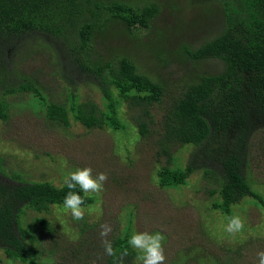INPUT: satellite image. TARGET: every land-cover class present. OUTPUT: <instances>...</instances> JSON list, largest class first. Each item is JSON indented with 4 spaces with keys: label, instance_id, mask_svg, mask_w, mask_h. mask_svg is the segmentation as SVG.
<instances>
[{
    "label": "trees",
    "instance_id": "obj_1",
    "mask_svg": "<svg viewBox=\"0 0 264 264\" xmlns=\"http://www.w3.org/2000/svg\"><path fill=\"white\" fill-rule=\"evenodd\" d=\"M193 6L205 7L207 15L218 11L223 16L222 26L204 43L186 42L180 33L184 23L179 20L174 30L170 25L159 26L164 10L179 13ZM118 28L125 31L118 33L138 36V45L148 49L159 42L161 48L157 46L155 54L159 65L190 64L189 74L173 85L167 77L153 79L142 73L121 52L104 55L98 48L104 41L111 45L107 51L119 49L112 45ZM171 36L175 42L170 51L166 48ZM41 48L56 56L63 90H53L38 71L27 69ZM209 61L221 62L223 69L208 71L204 66ZM79 78L96 88L100 102L80 94ZM19 95H31L49 122L64 127L73 121L90 131L116 133L133 125L127 132L133 138L129 144L147 140L152 127H158L154 131L161 143L158 155L168 159L156 174L161 189L189 185L190 177L201 172L211 184L208 193L215 199L213 209L227 222L242 208V199L251 197L264 209V197L253 190L249 178L252 138L264 128V0H183L169 8L161 0H0L2 121H8L13 109L10 97ZM169 98H173L171 103ZM155 104L166 105L158 119L161 127L151 115ZM125 108L129 109L126 113ZM129 113L134 124L126 119ZM178 147L193 148L185 167L169 151ZM261 148L264 152V143ZM126 155L131 160L130 150ZM68 191L65 184L27 181L16 172L9 173L0 155V246L9 261L30 264V246L41 241L38 229L52 235L56 231L43 215L52 207L65 210L63 199ZM71 191L84 196L78 187ZM96 196L88 195L82 207L95 204ZM30 211L37 215L33 224L27 222ZM131 220L123 236L112 241L117 257L128 252L125 264H135L138 258L127 243L135 233ZM106 264H115L114 258L109 256Z\"/></svg>",
    "mask_w": 264,
    "mask_h": 264
},
{
    "label": "rangeland",
    "instance_id": "obj_2",
    "mask_svg": "<svg viewBox=\"0 0 264 264\" xmlns=\"http://www.w3.org/2000/svg\"><path fill=\"white\" fill-rule=\"evenodd\" d=\"M161 1L169 8L183 0ZM164 11L159 26L170 25L173 29L177 20L183 22L180 33L191 44L204 43L203 40L210 38L223 23V16H219L218 11L207 15L208 11L205 13L202 6L184 8L179 13ZM118 31L125 32L118 28L112 45L123 51H107L111 45L104 41L98 46L104 55L121 52L130 56L142 73L153 79L167 77L173 85L189 74L190 64L172 61L168 68L159 65L155 59L157 48H161L159 42L148 49L138 45V36L131 38ZM140 35L148 40L145 33ZM173 36L167 40L166 50L174 46ZM118 39L121 45L117 43ZM29 62L32 65L27 69L38 71V76L53 90L64 89L61 68L52 51L41 48ZM204 67L212 73L223 69L218 61H209ZM157 74L163 76H155ZM77 85L84 98L92 96L100 102L96 88L84 79H77ZM10 98L13 103L10 117L7 122L0 119V155L4 157V166L9 173L16 172L23 180L49 181L57 186H62L64 178L78 168L91 167L94 177L99 172L108 175L103 190L89 194L98 195L97 200L84 209L82 221L74 220L69 210L57 207L43 215L56 231L52 235L38 229L41 241L30 246V264H106L109 256L104 254L101 246V225L111 226L112 232L107 239L112 242L116 236H123L131 219L135 233H160L163 236L166 264H258L257 253L264 251V209L251 197L242 199V208L235 210V215L241 217L244 228L232 236L225 231L228 224L225 217L213 209L215 199L208 193L211 184L203 179L201 172L190 177L189 185L168 191L161 189L156 174L167 166L168 159L164 154L158 155L161 143L154 132L158 127H152V136L147 140L129 144L133 138L127 132L133 125L116 133L107 129L90 131L73 121L69 127H64L49 122L44 109L31 95ZM168 100L171 103L173 98ZM150 109L153 121L157 120L161 127L163 123L158 119L165 114L166 105L155 104ZM128 110L125 108L124 113ZM126 119L134 124L131 113L126 114ZM261 143H264V128L252 138L249 174L253 190L264 197ZM128 150L133 154L131 160L127 159ZM169 151L185 167L193 148L178 147ZM36 217L32 211L28 212L27 222L33 224ZM134 263L142 264V260L137 258ZM0 264L21 262L9 261L0 246Z\"/></svg>",
    "mask_w": 264,
    "mask_h": 264
},
{
    "label": "clouds",
    "instance_id": "obj_3",
    "mask_svg": "<svg viewBox=\"0 0 264 264\" xmlns=\"http://www.w3.org/2000/svg\"><path fill=\"white\" fill-rule=\"evenodd\" d=\"M108 180V175L104 172H99L93 176L91 167L78 168L64 178V184L70 191L67 192L63 199V207L71 212L72 218L76 221H82L85 216V198L90 193H99L103 190L104 184ZM77 187L84 193L81 196L77 191ZM244 222L239 215L228 217V224L225 231L234 236L242 231ZM99 236L102 240V248L104 254L111 256L115 260V264H125V257L128 252L125 250L117 257L116 250L113 248L112 242L107 239L112 232L110 225H101ZM163 236L160 233L136 232L132 234L127 243L133 250L137 251L138 259L142 260V264H166V256L164 253ZM258 264H264V251L257 253Z\"/></svg>",
    "mask_w": 264,
    "mask_h": 264
}]
</instances>
